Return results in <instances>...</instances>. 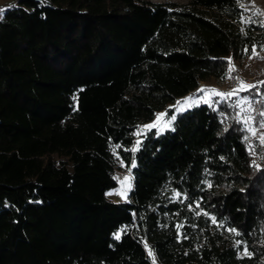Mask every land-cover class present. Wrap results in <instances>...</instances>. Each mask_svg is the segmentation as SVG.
<instances>
[{
  "label": "trees",
  "instance_id": "obj_1",
  "mask_svg": "<svg viewBox=\"0 0 264 264\" xmlns=\"http://www.w3.org/2000/svg\"><path fill=\"white\" fill-rule=\"evenodd\" d=\"M183 1L4 9L0 264H264V146L233 99L178 112L132 150L140 124L264 46L242 0ZM261 81L243 93L255 124ZM116 158L132 176L124 201L106 196Z\"/></svg>",
  "mask_w": 264,
  "mask_h": 264
},
{
  "label": "rangeland",
  "instance_id": "obj_2",
  "mask_svg": "<svg viewBox=\"0 0 264 264\" xmlns=\"http://www.w3.org/2000/svg\"><path fill=\"white\" fill-rule=\"evenodd\" d=\"M15 0H0V10H2V14L4 12V9L7 5L13 4ZM155 2H164V1H170V0H151ZM178 3L184 2L183 0H171ZM242 3L244 5V9L246 11L245 16L248 19H252L254 21H259L261 24L264 25V0H242ZM258 55L254 56L253 58L249 59V56L252 55V53L244 58L240 62H231L234 70L236 71L238 77L240 78V85L235 88H229L228 83L230 84L229 80V69L226 74V77L221 82H216L213 77H209L206 80L200 81L198 86L190 93L177 98L172 103L168 105V107L171 109L172 114L168 115L166 114L165 110L158 111L154 118L146 123L140 124L136 130H135V139L133 148L137 146L136 142L140 141L141 136L149 129L144 127L145 125L155 124V127H152L157 133L163 132L166 128L171 127V124H167L166 122L171 119V117L178 112H181L183 110H186L190 107H188L187 104H177V101H183L186 97H193L194 100L198 101V104L204 103L202 100H200L201 97H203L204 100H209L212 106H216V101H222V100H230L233 99V102L238 107V113L239 117L245 122V126L249 131V134L252 138L257 139L259 144L260 143V136L264 135V129L260 128V123L255 124L253 120V105L250 101L249 97L244 95L243 93L245 91H242L241 89H250L249 85H253L257 80L264 78V46L255 49ZM206 88L208 91L206 92H198V89L200 88ZM215 89L216 92L219 93H234L230 97L221 98L218 95L212 94L211 90ZM189 103H192L191 101ZM209 104V103H207ZM195 105V104H194ZM193 105V106H194ZM158 114H164L159 121H157ZM173 122V121H172ZM171 122V123H172ZM140 133L137 135L136 133ZM253 132L255 135H253ZM264 146V145H262ZM125 177H129V180L126 182L131 185L130 188L125 187L122 185V181H124ZM115 178L117 181V186L114 188H111L106 191V196L112 201H124L128 199L129 192L132 188V176L130 173V166L125 164L121 159L116 158V164H115ZM117 192H124L126 195L122 198L119 194H111L108 195L107 193H117ZM146 248V252L149 256H151L149 253L150 251Z\"/></svg>",
  "mask_w": 264,
  "mask_h": 264
},
{
  "label": "snow or ice",
  "instance_id": "obj_3",
  "mask_svg": "<svg viewBox=\"0 0 264 264\" xmlns=\"http://www.w3.org/2000/svg\"><path fill=\"white\" fill-rule=\"evenodd\" d=\"M41 2L43 3L44 0H41ZM0 11H2V10H0ZM262 23H264V22H262ZM244 51L247 52L248 49L245 48ZM256 55H258V53L256 52L255 48L253 47V48H252V55L249 56V59L253 58V57L256 56ZM228 60H229V73H231V72L234 70V68H233V66H232V64H231V58H228ZM261 83H264V81H261ZM255 87H256V85H249V88H255ZM241 90H242V91H247L248 89H243V88H242ZM206 91H208V89H206V88H204V87L198 89V92H206ZM211 93L220 96L222 99H223V98H226V97H230L231 95L234 94V93H219V92H216L215 89H212V90H211ZM200 100H202L204 103H209V105L211 106V103H210L209 100H204L203 97H201ZM190 101H191L192 103H189ZM219 102H220V101H216V103H219ZM177 104H178V105H180V104H187L188 107H192L194 104H195L196 106H198V101L194 100L193 97H186L183 101H177ZM163 115H164V114H158V116H157V121H159ZM260 115H261V116H264V111H262V112L260 113ZM175 118H176V117L173 115V116L171 117V119L168 120L166 123L170 125L171 122H172L173 120H175ZM155 126H156L155 124H150V125H145L144 127H146V128H152V127H155ZM259 126H260V128L264 129V122H261ZM136 134L139 135L140 133L138 132V133H136ZM253 135H255L254 132H253ZM244 139L247 140L248 137H245ZM260 143H261V145H264V135H261V136H260ZM136 144L139 145V144H140V141H137ZM117 147H119V145H117ZM132 150H133V151H136L137 148H133ZM132 166L135 167V162H133V165H132ZM128 180H129V177H125V178H124V181H122L121 183H122V185H124L125 187L130 188L131 185L128 184V183H126ZM209 186H211V185H209ZM107 194H108V195H111V194H119V195L122 196V198L126 195V193H124V192L107 193ZM197 206H199V205H197ZM213 222L215 223V221H213ZM121 230H124V229H121ZM231 231H235V229H231ZM114 237H115L116 239H119V238H120L119 232L115 233V234H114ZM238 243H239V242H238ZM149 254L151 255V252H150ZM244 254H245V255H248L247 249H245Z\"/></svg>",
  "mask_w": 264,
  "mask_h": 264
},
{
  "label": "built area",
  "instance_id": "obj_4",
  "mask_svg": "<svg viewBox=\"0 0 264 264\" xmlns=\"http://www.w3.org/2000/svg\"><path fill=\"white\" fill-rule=\"evenodd\" d=\"M2 17V12L0 11V18ZM229 75L230 84L228 83L229 88H235L240 85V78L238 77L235 70H233Z\"/></svg>",
  "mask_w": 264,
  "mask_h": 264
},
{
  "label": "crops",
  "instance_id": "obj_5",
  "mask_svg": "<svg viewBox=\"0 0 264 264\" xmlns=\"http://www.w3.org/2000/svg\"><path fill=\"white\" fill-rule=\"evenodd\" d=\"M7 6H8V5H7ZM7 6H6V7H7Z\"/></svg>",
  "mask_w": 264,
  "mask_h": 264
}]
</instances>
